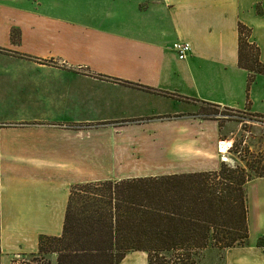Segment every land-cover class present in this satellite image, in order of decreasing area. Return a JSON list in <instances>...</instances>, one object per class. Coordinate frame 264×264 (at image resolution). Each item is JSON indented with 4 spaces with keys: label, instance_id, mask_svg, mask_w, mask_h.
Masks as SVG:
<instances>
[{
    "label": "crops",
    "instance_id": "1",
    "mask_svg": "<svg viewBox=\"0 0 264 264\" xmlns=\"http://www.w3.org/2000/svg\"><path fill=\"white\" fill-rule=\"evenodd\" d=\"M240 24L264 64V0H0V264L62 235L74 185L219 170L231 141L197 113L203 103L247 109ZM175 42L190 45L186 59ZM249 99L263 114V74ZM245 191L256 247L264 177Z\"/></svg>",
    "mask_w": 264,
    "mask_h": 264
},
{
    "label": "trees",
    "instance_id": "2",
    "mask_svg": "<svg viewBox=\"0 0 264 264\" xmlns=\"http://www.w3.org/2000/svg\"><path fill=\"white\" fill-rule=\"evenodd\" d=\"M238 31V63L248 71L249 109V88L257 74L264 75V64L259 60L258 46L249 41L251 29L240 24ZM213 114L202 107L197 113L202 119L220 122ZM246 166L255 178L264 177L260 162H246ZM253 179L243 168L222 164L212 172L74 185L63 233L39 237L36 262L51 264L45 256L56 253L57 264H119L128 253L143 251L149 264H196L195 256L209 247L246 246L250 233L245 185ZM99 187L105 191L97 190ZM77 202L84 209L81 220L75 209ZM262 238L258 247H264ZM167 254L172 255L165 257Z\"/></svg>",
    "mask_w": 264,
    "mask_h": 264
},
{
    "label": "rangeland",
    "instance_id": "3",
    "mask_svg": "<svg viewBox=\"0 0 264 264\" xmlns=\"http://www.w3.org/2000/svg\"><path fill=\"white\" fill-rule=\"evenodd\" d=\"M19 3L25 2L20 1ZM66 4V2L60 4L61 9L58 11V15L66 13L68 8ZM39 10L46 14H49L52 11V9L48 6L41 7ZM48 10H50V12H48ZM53 14L56 13L53 12ZM10 16L13 20L18 19L13 15ZM13 35L14 38L19 37L18 32H14ZM65 36H67L65 32L58 33V38L63 37L64 39ZM249 41H251V39H249ZM200 107L206 109L207 111H212L214 116L221 119L219 122L221 128L220 130L223 134V136H221V140L231 141L226 153L222 155V157L227 156L229 161H222V157H220L221 165L226 164L230 168H243L245 169L246 174L252 175V177L255 178L254 172L248 169L246 162L252 164L260 162V165L264 166V113H253L250 112V109L234 111L227 110L223 107L211 108L203 104L200 105ZM205 116L209 115L205 114ZM224 136L227 139H225ZM121 187L123 189L127 188L124 187V185ZM97 190L103 192L105 191V187H99ZM75 209L79 219L81 220L84 213L81 203L77 202L75 204ZM261 244L264 245V238H262ZM37 254L26 257H18L14 259L12 264H37ZM171 255L172 254H167L165 257H171ZM45 257L50 260V262L51 260H57L56 253H49ZM195 259L197 260L196 264H264V247H258V242L256 247H250L249 241L246 246L224 250L209 247L199 252V254L195 256Z\"/></svg>",
    "mask_w": 264,
    "mask_h": 264
},
{
    "label": "built area",
    "instance_id": "4",
    "mask_svg": "<svg viewBox=\"0 0 264 264\" xmlns=\"http://www.w3.org/2000/svg\"><path fill=\"white\" fill-rule=\"evenodd\" d=\"M172 49L180 59L184 60L190 52V45L186 42H175Z\"/></svg>",
    "mask_w": 264,
    "mask_h": 264
},
{
    "label": "bare ground",
    "instance_id": "5",
    "mask_svg": "<svg viewBox=\"0 0 264 264\" xmlns=\"http://www.w3.org/2000/svg\"><path fill=\"white\" fill-rule=\"evenodd\" d=\"M225 161H229V159L226 158Z\"/></svg>",
    "mask_w": 264,
    "mask_h": 264
}]
</instances>
